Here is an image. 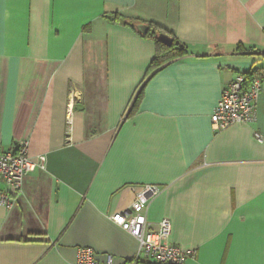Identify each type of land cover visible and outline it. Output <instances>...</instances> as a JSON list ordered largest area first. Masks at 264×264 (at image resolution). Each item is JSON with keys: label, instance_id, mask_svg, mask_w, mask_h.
Returning a JSON list of instances; mask_svg holds the SVG:
<instances>
[{"label": "crops", "instance_id": "obj_1", "mask_svg": "<svg viewBox=\"0 0 264 264\" xmlns=\"http://www.w3.org/2000/svg\"><path fill=\"white\" fill-rule=\"evenodd\" d=\"M141 24L189 55L148 78L157 47ZM252 70L264 73V0H0V148L28 141L45 158L0 206V264H75L86 247L101 262L156 264L111 221L144 186L161 190L149 231L170 220V242L196 252L185 264H264V80L251 123H211Z\"/></svg>", "mask_w": 264, "mask_h": 264}, {"label": "built area", "instance_id": "obj_2", "mask_svg": "<svg viewBox=\"0 0 264 264\" xmlns=\"http://www.w3.org/2000/svg\"><path fill=\"white\" fill-rule=\"evenodd\" d=\"M262 89V81L255 79L250 86L246 85L243 74L237 75L233 82L222 92L217 107L211 118L215 131H222L237 124H249L254 120L257 98ZM72 108H68L66 124L72 125ZM259 142L263 139L256 134ZM29 142L22 141L9 149L0 148V181L6 190H0V206L10 210L23 190L24 178L45 168V158L31 159L28 154ZM136 199L128 212L111 216V221L132 235L139 242L137 259L155 262L156 264H185L193 259L195 251H186L170 242L172 224L164 219L158 224L156 232H150L147 221V210L150 202L161 190L156 186H144L135 189ZM131 217V219H129ZM75 264H113L112 256L105 262L96 257L94 249L86 247L78 251Z\"/></svg>", "mask_w": 264, "mask_h": 264}, {"label": "trees", "instance_id": "obj_3", "mask_svg": "<svg viewBox=\"0 0 264 264\" xmlns=\"http://www.w3.org/2000/svg\"><path fill=\"white\" fill-rule=\"evenodd\" d=\"M111 23H117L122 24L125 26H132L134 27L136 24L134 21H131L127 18L119 17V16H106ZM139 26H143L142 24ZM136 26L135 29L139 34H141L143 37L152 39L156 44V55L151 63V66L148 71V78L151 76H154L156 73H158L162 68L165 66L180 60L186 56L189 55V51L187 47L179 42L173 35L167 33L163 29L159 28L158 26H155L153 24L145 25L149 27V31L147 34H143L138 27ZM160 34H166L170 38L173 39V46L171 48H168L164 46L158 39ZM246 78V85L250 86L251 83L255 79H260L262 82L264 80V73L261 70H252L246 74H243ZM143 95V88L139 89L133 98L131 105L129 106V109L126 113L125 119L130 118L133 116L138 108V105L141 101Z\"/></svg>", "mask_w": 264, "mask_h": 264}, {"label": "water", "instance_id": "obj_4", "mask_svg": "<svg viewBox=\"0 0 264 264\" xmlns=\"http://www.w3.org/2000/svg\"><path fill=\"white\" fill-rule=\"evenodd\" d=\"M138 29L143 33V34H147L149 31V27L148 26H139ZM159 41L166 47L171 48L173 46V39L170 38L168 35L166 34H160L158 37Z\"/></svg>", "mask_w": 264, "mask_h": 264}]
</instances>
